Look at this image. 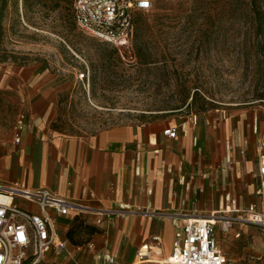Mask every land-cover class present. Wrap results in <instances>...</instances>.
<instances>
[{"label":"rangeland","instance_id":"rangeland-1","mask_svg":"<svg viewBox=\"0 0 264 264\" xmlns=\"http://www.w3.org/2000/svg\"><path fill=\"white\" fill-rule=\"evenodd\" d=\"M74 1L7 0L0 12V156L42 99L51 127L76 136L264 104V0H157L135 17L132 55L81 29ZM243 224L222 248L233 264H260L264 233ZM57 230L64 246L45 260L104 264L92 229Z\"/></svg>","mask_w":264,"mask_h":264},{"label":"crops","instance_id":"crops-1","mask_svg":"<svg viewBox=\"0 0 264 264\" xmlns=\"http://www.w3.org/2000/svg\"><path fill=\"white\" fill-rule=\"evenodd\" d=\"M42 101L45 107L32 109L18 144L0 156V180L48 187L99 209L56 215V226L63 234L92 229L89 245L104 264L109 256L115 264H133L155 234L168 257L180 214L264 208L263 103L76 136L51 127L53 102ZM170 127L177 128L176 137L164 132Z\"/></svg>","mask_w":264,"mask_h":264},{"label":"built area","instance_id":"built-area-1","mask_svg":"<svg viewBox=\"0 0 264 264\" xmlns=\"http://www.w3.org/2000/svg\"><path fill=\"white\" fill-rule=\"evenodd\" d=\"M156 1L75 0L72 12L81 29L132 55L135 17L139 12L151 10ZM164 132L177 136L174 127ZM261 164L263 187L264 161ZM17 199L25 200L32 208L21 206ZM73 210L100 212L48 187H28L20 182L0 180V264H56L45 260L51 248L60 251L64 246L57 230L56 215H68ZM177 220L179 230L172 252L162 264H233L222 249L221 234L239 222L258 225L264 232V208L258 209L256 205L243 210L227 206L206 215L183 213ZM162 247L161 234H155L151 242L140 247L137 257L140 261L150 260L154 255H162ZM105 264H115V257L109 256ZM260 264H264V250Z\"/></svg>","mask_w":264,"mask_h":264},{"label":"bare ground","instance_id":"bare-ground-1","mask_svg":"<svg viewBox=\"0 0 264 264\" xmlns=\"http://www.w3.org/2000/svg\"><path fill=\"white\" fill-rule=\"evenodd\" d=\"M158 252H160V251L158 250ZM168 257L161 258V257H159V255H154V256H152V259L144 260V261H140V259L138 258V259H136L134 264H142V263H146V262L162 264V263H165L168 260Z\"/></svg>","mask_w":264,"mask_h":264},{"label":"trees","instance_id":"trees-1","mask_svg":"<svg viewBox=\"0 0 264 264\" xmlns=\"http://www.w3.org/2000/svg\"><path fill=\"white\" fill-rule=\"evenodd\" d=\"M74 4V2H73ZM73 4H72V8H73ZM7 5V0H0V12H2L3 8ZM1 26V24H0Z\"/></svg>","mask_w":264,"mask_h":264}]
</instances>
